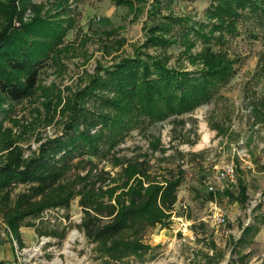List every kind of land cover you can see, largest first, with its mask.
Instances as JSON below:
<instances>
[{
	"label": "trees",
	"instance_id": "16d2710c",
	"mask_svg": "<svg viewBox=\"0 0 264 264\" xmlns=\"http://www.w3.org/2000/svg\"><path fill=\"white\" fill-rule=\"evenodd\" d=\"M44 1L52 2L54 14H41L43 5L31 0H0V113L5 111L4 102L18 103L34 96L40 90V69L46 62L59 64L66 48L61 45L72 19L61 16L66 14L69 0ZM163 1L153 0L152 24L132 55L117 57L106 67L97 65L87 83L66 98L59 109V136L41 142L25 157L17 144L21 138L3 128L0 120V220L21 247L20 229L29 225L28 219L38 218L47 209H68L76 198L82 213L79 230L102 264L143 258L151 249L145 242L148 231L171 223L181 170L176 175L169 171L170 175H161L153 171L151 163L156 152L164 154L168 148L152 133L143 153L121 155V146L132 131L167 120L185 127L197 108L216 99L233 78L234 69L227 52L214 50L212 43L223 42L225 31L234 35L244 19L264 29V0H210L207 21L198 22L187 16L162 15ZM117 2L133 7L132 0ZM29 5L33 15L24 21ZM198 41L203 48L193 54L191 48ZM123 43L114 40L110 45L120 48ZM177 44L183 47L181 56L191 69L170 64L167 49ZM42 91V106L53 114L47 123H52L62 98ZM252 113L255 124L264 123L263 111L254 106ZM29 127L25 126L22 136ZM217 128L215 124L212 129ZM182 143L193 146L197 141L187 137ZM101 161L111 169L100 167ZM20 185L24 189L15 192ZM237 187V195L229 189L225 194L244 204L246 187L239 178ZM255 231L256 227L247 226L239 242L251 241ZM210 246L211 254L200 253L208 264H216V247L213 242Z\"/></svg>",
	"mask_w": 264,
	"mask_h": 264
},
{
	"label": "rangeland",
	"instance_id": "374dc122",
	"mask_svg": "<svg viewBox=\"0 0 264 264\" xmlns=\"http://www.w3.org/2000/svg\"><path fill=\"white\" fill-rule=\"evenodd\" d=\"M117 1L69 0L66 14L61 18H71L72 26L63 38L61 47L66 48L60 54L59 64L46 62L40 69V90L34 96L1 105L5 110L0 113L3 128L12 129L13 134L21 138L17 144L25 157L37 150L41 142L61 134L59 109L67 97L87 83L97 65L106 67L117 57L132 55L133 47L144 41L145 29L152 24L149 14L153 0H132V8ZM31 3L43 5L41 14L56 11L51 1L31 0ZM209 4L210 0H165L160 10L162 15L171 13L187 16L193 22L207 21L205 10ZM32 15L29 5L23 20ZM14 24L18 25L19 21ZM228 34L225 31L223 42L212 43L214 50L227 52L234 69L233 78L216 99L197 108L189 118L186 116L185 127L167 120L154 127L132 131L121 146L124 148L121 155L143 153L147 150L148 135L154 134L168 150L153 155V171L176 175L180 169L182 181L171 223L165 228L149 230L145 237L151 249L143 258L130 257L116 264H208L200 252L211 254L210 242L216 247V264H264V123L255 124L252 113L254 106L264 112V29L244 19L238 22L234 35ZM114 40L124 43L117 48L110 45ZM202 48L198 41L191 52L194 54ZM182 50L178 44L167 49L170 64L180 63L191 69L188 60L181 56ZM42 89L51 96L60 94L62 98L52 123H47L48 116L53 114L46 113L42 106ZM215 124L218 128L213 130ZM25 126L30 127L22 136ZM187 137L197 143L183 144ZM241 146L246 151L244 157L236 153ZM227 164L235 169L233 185L215 178ZM99 166L111 169L106 161L99 162ZM238 178L246 187L244 204L225 194L227 189L238 194ZM208 185L214 187L213 192H208ZM23 189L20 185L15 192ZM77 201V198L72 200L68 209H47L38 218L28 219L29 225L22 227L20 237L23 246L17 242V253L13 246L14 262L102 264L95 257L93 245L79 230L82 213ZM247 226L256 227L257 231L250 237L251 241L243 244L239 240ZM49 232L59 235H46Z\"/></svg>",
	"mask_w": 264,
	"mask_h": 264
},
{
	"label": "built area",
	"instance_id": "2783aa9c",
	"mask_svg": "<svg viewBox=\"0 0 264 264\" xmlns=\"http://www.w3.org/2000/svg\"><path fill=\"white\" fill-rule=\"evenodd\" d=\"M236 153L239 156L241 155V157L246 156V151L242 146L238 150H236ZM215 178L218 181H225L227 183L234 184L235 180H236V173H235L234 166L232 164H227V165L223 166L216 173ZM207 190H208V192L211 193L214 191V187L212 185H208ZM3 230H4V234L7 235V237L11 241L12 245L14 246L15 253H17V249H18L17 241L13 237L11 231L5 225L3 226Z\"/></svg>",
	"mask_w": 264,
	"mask_h": 264
},
{
	"label": "crops",
	"instance_id": "0c3cea01",
	"mask_svg": "<svg viewBox=\"0 0 264 264\" xmlns=\"http://www.w3.org/2000/svg\"><path fill=\"white\" fill-rule=\"evenodd\" d=\"M0 225V264H16L13 258V245L7 235L4 234V225ZM20 232L23 233L22 227Z\"/></svg>",
	"mask_w": 264,
	"mask_h": 264
}]
</instances>
